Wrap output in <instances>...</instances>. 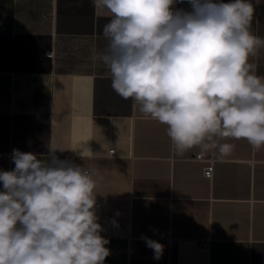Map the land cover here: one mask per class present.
Returning <instances> with one entry per match:
<instances>
[{
    "label": "crops",
    "instance_id": "obj_1",
    "mask_svg": "<svg viewBox=\"0 0 264 264\" xmlns=\"http://www.w3.org/2000/svg\"><path fill=\"white\" fill-rule=\"evenodd\" d=\"M250 2V31L264 38V0ZM111 18L91 0H0V170L14 168V148L41 159L57 149L89 170L104 264H264V147L228 139L229 157L177 155L166 125L111 87ZM249 62L264 77V47ZM142 236L164 245L159 260Z\"/></svg>",
    "mask_w": 264,
    "mask_h": 264
},
{
    "label": "clouds",
    "instance_id": "obj_2",
    "mask_svg": "<svg viewBox=\"0 0 264 264\" xmlns=\"http://www.w3.org/2000/svg\"><path fill=\"white\" fill-rule=\"evenodd\" d=\"M91 0L112 18L101 60L111 87L166 125L177 155L200 148L229 157L246 140L264 147V77L250 63L264 47L250 0ZM14 148L0 170V264H104L110 241L96 213L98 181L80 165ZM119 215V213H117ZM111 223L118 226L115 218ZM141 239L163 255L164 245Z\"/></svg>",
    "mask_w": 264,
    "mask_h": 264
},
{
    "label": "built area",
    "instance_id": "obj_3",
    "mask_svg": "<svg viewBox=\"0 0 264 264\" xmlns=\"http://www.w3.org/2000/svg\"><path fill=\"white\" fill-rule=\"evenodd\" d=\"M47 55L48 56H53V51H49L48 53H47ZM115 151H114V149H111L110 150V153L111 154H113ZM0 156H3V153H0ZM193 158L194 159H198V161L199 160H201V159H203V156H202V154L201 153H196L194 156H193ZM212 163L210 164V165H207L205 168H204V175L206 176V177H209V178H211L212 176H213V160L211 161Z\"/></svg>",
    "mask_w": 264,
    "mask_h": 264
}]
</instances>
